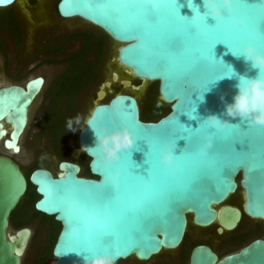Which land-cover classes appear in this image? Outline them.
Instances as JSON below:
<instances>
[{"label": "water", "instance_id": "95a60500", "mask_svg": "<svg viewBox=\"0 0 264 264\" xmlns=\"http://www.w3.org/2000/svg\"><path fill=\"white\" fill-rule=\"evenodd\" d=\"M95 2L58 0L56 11L62 18L77 17L89 22L119 43L116 57L111 60L128 69L140 83L124 79L114 67L108 78L99 84L93 107L76 135L79 150L88 157L90 175L81 174L79 163L66 159L58 162L56 174L44 167H36L29 173L28 181L39 195L34 208L60 223L52 249L55 259L51 264H83L85 255L104 251L111 252L116 262L128 257L147 261L162 250L176 249L190 224L199 228L216 225L217 234H223L236 228L242 212L249 218L264 221V125L249 126L235 118L230 122L240 123L239 128L221 131L203 128L193 136L191 150L200 151L199 146L208 139H211L210 148L198 160L183 162L180 171L175 165L166 167L161 159L162 148L182 134V124L197 128L209 114L226 118L222 115L224 103L230 101L235 92L237 76L223 77L221 61L230 65L235 74L254 75L255 70L242 58L234 57L227 45L216 44L210 34L196 36L191 30L188 34H173L163 22H156L155 14L138 13L133 17L111 9L99 11L91 6ZM193 2L200 5L203 13L201 0ZM15 3L16 0H2L0 9ZM170 3L178 15L188 18L194 15L187 0H170ZM246 4L250 6L241 5L236 15L243 26L250 30L264 27V0H246ZM207 21L209 24L215 22L212 17H207ZM225 31L231 33L232 29ZM250 42L264 51V38ZM214 44L215 63L205 51V46L211 48ZM205 65L209 68L207 72L203 70ZM208 79L215 81L206 88ZM143 80L157 83L159 98L169 107V111L157 120L141 119L138 99L131 93L142 88ZM116 82L125 91L103 100ZM42 83L43 77L36 76L23 86L0 88V144L14 155L21 152L29 108ZM199 93L203 100L199 99ZM190 98L193 105L189 104ZM192 107H195L192 114L196 119H189L186 114ZM121 124L129 128L135 143L121 150L118 161L110 163L104 160L98 148H94L96 137L92 128L107 126L111 129ZM147 143L152 145L156 164L155 184L149 189L134 179L135 175H146ZM186 143L184 139L176 140V154ZM11 155L10 152L0 153V264H21L30 238L27 227L18 228L12 234L8 231L10 214L27 189V179ZM131 160L140 165L133 169L134 172L129 171ZM113 180L118 181L121 189L120 199L113 202V209L131 206L141 197L153 198L152 203L142 214L129 213L125 217L128 241L122 240L119 245L103 251L83 252L73 243L75 229L82 218L95 214L101 204L115 195ZM238 189L242 190V204L230 205L227 200ZM188 264H264V238L222 256L208 245H195Z\"/></svg>", "mask_w": 264, "mask_h": 264}, {"label": "rangeland", "instance_id": "374dc122", "mask_svg": "<svg viewBox=\"0 0 264 264\" xmlns=\"http://www.w3.org/2000/svg\"><path fill=\"white\" fill-rule=\"evenodd\" d=\"M50 1L51 0H38L37 6H30L26 0H20L9 7L0 9V13L14 10L17 14H20L23 17L24 24L26 26L25 31L28 30L25 38L26 41L24 44V50H18L16 53L11 50L5 54L6 62L10 63V69H12L15 64H17L19 66L18 68L21 69L17 72V83L24 84L27 79L37 75H41L45 78V84L31 107L29 121L21 137V152L17 153L16 155L13 154L11 157L19 162L21 170L26 174H29V172L34 167H37L35 165L38 163H40L38 167L48 168L53 174H56L58 171L57 163L62 159L80 162L81 174H83L88 168V158H86L84 156L85 154L78 148L76 140L77 131L83 125L85 118L93 107L95 92L98 89L99 84L108 78L111 70L115 66V62H113L111 58L115 56L117 45L101 29L88 24L77 17H60L56 11V2L58 0H53L51 6L49 3ZM5 29L6 28L1 29L0 34H3L4 37L7 38L9 35ZM88 34L101 39L103 44L102 56L97 66L98 70L96 73V79L93 80L91 86L82 90L76 99L73 98L71 105L68 100H63V96L61 94L57 95L56 97L50 96L52 100L49 104L50 101L49 97L47 96L49 94V85L63 71L65 67L61 59L62 56H60L63 54L57 55L56 57L54 56L51 58V60H49L45 58L44 55L39 54L35 48L37 47L38 43L42 42L56 43L57 45H64L63 50L65 53H68L78 49L82 42V35L84 36ZM87 58L92 60L94 59V56L89 55ZM2 59V55L0 54V63L3 61ZM132 82L135 84L140 83V81L136 78H134ZM156 87L157 86L155 82H146L142 84V88L140 90L131 91V93L134 94L138 99L141 113L145 111L146 105L150 100H153L154 103L162 107L163 111H165L167 105L161 102ZM110 90L111 92L107 93V96L104 98V100L110 98L114 93L125 91L117 82L111 85ZM75 103L77 104L76 109H74ZM69 106L74 109L73 112H67V114L64 115V110ZM45 112L58 119V124L61 128L67 124V120L69 119L68 114L71 116L70 118L75 119L76 117H79L80 119L79 124L74 123V130H69L67 125L64 128V138L66 142V154L64 157H58L55 154L52 139L48 133L44 132L43 127L41 126V118ZM153 120H156V117ZM8 152L9 151L0 147V153L8 154ZM26 198L27 197L22 200V202L25 204L28 200V198ZM36 198V196L32 197V199L29 201V207L24 205L18 210V220L29 217L27 209L34 208L33 202ZM231 201L234 203H239V198L234 196ZM45 219L47 218L45 217ZM21 226H27L32 229H36V221H22V223L18 225H14L10 221L8 230L13 232ZM43 228L44 229L38 228L36 230V234L34 236L36 241L42 240L45 237V227ZM189 228L193 229L194 226L191 224ZM58 229L59 225H57L54 230L49 243V249L53 240L55 239ZM214 230L215 229L212 227L205 228L204 230L200 231L212 233ZM48 236H50V233L47 234V237ZM228 252H230V250L221 249L219 256H222ZM156 257H153L149 260H152ZM30 258L31 256L29 257L24 253L21 256V264H30ZM53 259L54 257L51 255L48 258L46 264H50ZM132 259L133 258L128 260L132 261ZM37 264L41 263L38 261ZM184 264H187V262Z\"/></svg>", "mask_w": 264, "mask_h": 264}, {"label": "snow or ice", "instance_id": "6c2138e0", "mask_svg": "<svg viewBox=\"0 0 264 264\" xmlns=\"http://www.w3.org/2000/svg\"><path fill=\"white\" fill-rule=\"evenodd\" d=\"M2 2V0H0ZM241 5L250 6L246 4V0H234V10L231 14H226L223 18H213L214 23L209 24L207 21V15H201L196 11L193 6L194 15L191 18L181 16L177 14V10L170 3V0H96L91 6L99 11L114 10L117 12H127L130 16L135 17L138 13H152L156 16V22H163L166 28L173 34H188V30L196 36L203 34H210L215 38V42H222L227 45L228 49L232 52H237L239 48L247 42L255 39L264 38V27L256 30H250L243 26V23H235V17L238 9ZM161 10L164 15L161 16ZM139 26V25H134ZM231 28V33L225 30ZM212 48L205 46L208 58L215 63L216 58L213 55ZM199 51V49H198ZM224 70L223 77H231L234 75L233 69L230 65L225 64L223 61L220 62ZM205 72L209 71L207 65L203 67ZM216 79H220L217 77ZM215 81V79H208L205 87L208 84ZM199 99L202 98V93H199ZM189 104L193 105L194 101L190 98ZM195 112V107H192L189 113H186L189 119H196L197 117L192 113ZM180 135L173 139L176 144V140L184 139L187 143L186 146L181 149L179 154L174 153V159L171 165H164L171 168L173 165L176 166V170L180 171V167L183 162L187 160H198L205 156L201 151L191 150V141L193 136H197L199 132L205 128L210 127L205 121L200 123L199 127L191 128L185 127L184 124L181 126ZM229 125L226 128H231ZM223 130V129H222ZM221 131V130H217ZM137 140H140L137 137ZM159 142V141H158ZM148 151L145 153L146 159L144 163L147 165L145 169L146 175L139 174L135 175L134 179L144 188H153L155 184V161L153 160L152 145L147 143ZM203 147L199 146L201 149ZM140 165L135 164L131 160L130 172H134L133 169L139 168ZM168 175V174H165ZM174 179V178H173ZM108 182V178L105 177V183ZM112 187L115 189V195L110 196L106 204H101L99 210L79 221V226L75 229V238L73 243L79 247L83 252L90 251H103L120 244L122 240L128 241L130 239L127 229L124 227V219L132 213L134 216L142 214L143 211L151 205L152 199L150 197H141L131 206L121 207L119 209H113V202H118L120 199V184L117 180H113ZM187 187V186H186Z\"/></svg>", "mask_w": 264, "mask_h": 264}, {"label": "flooded vegetation", "instance_id": "af4514ba", "mask_svg": "<svg viewBox=\"0 0 264 264\" xmlns=\"http://www.w3.org/2000/svg\"><path fill=\"white\" fill-rule=\"evenodd\" d=\"M52 1L53 0L49 2L50 6L52 5ZM27 2L29 3L30 6H37L38 4V0H27ZM4 28H6L5 30H7V33L9 36L5 38L3 34H0V54L2 55V58H3L2 59L3 61L0 63V88L9 86V85L23 86L24 84L17 83L18 81L17 72L20 71L21 69L18 68L19 66L17 64H15L12 69H10V63L6 62L5 54H7L11 50L14 53H16L18 50L19 51L24 50V44L26 41L25 38H26L28 30L25 31L26 26L24 24L23 17L20 14H17L14 10H10L8 15L0 14V31L1 29H4ZM56 45H57L56 43L42 42V43H38L35 49H37V52L39 54L44 55L45 58L49 60H51V58H53L54 56L56 57L57 55H60V54H63V55H60L62 56L61 57L62 59L64 56L70 53V52L65 53V51L63 50L64 45L62 46V50L64 53L63 52L60 53V51L57 52L58 50L57 51L53 50V48L57 46L61 47L62 44L57 45V46ZM22 76H25V75H22ZM37 76H41V75H37ZM53 81L51 82V84L53 83ZM44 84H45V78L43 77V83H42L41 90ZM51 84L49 85V91H48L49 94L47 95L49 97V101L51 100V97H50L51 96L50 95ZM89 86H91V84ZM76 105L77 104L75 103L74 109H76ZM7 151H9L11 154H14L11 150H7ZM14 160L19 164V162L16 159ZM78 163L81 166V163L80 162ZM22 172L25 178L29 177V174H26L24 171ZM238 179L239 178H237V181ZM229 204L236 205L233 203H229ZM27 213L29 214V217L26 219H22V221H28V220L29 221L31 220V222L36 221V229H32L27 226H21V227H27L30 230V238L28 240L24 253L28 255L29 257L31 256L30 264H37L38 261L41 264H46L48 258L51 255L53 256L52 249L55 244L56 238L53 240L50 249H49V243L51 241L54 230L59 222L54 220L53 216H48L46 214L38 212L34 208H28ZM242 214L243 215L238 225L231 232L217 234L216 230H214V232L212 233H206V232L200 231L201 229L193 224L192 225L194 226V228L190 229L189 228L191 225L190 224L184 235L183 241L176 249L168 250V252L163 253L161 255H156L157 257L154 256L156 258L152 260H147V261L139 260L140 262H137L133 260L130 261L128 260L130 258H126V259L117 261L116 264H184L186 262L188 264L191 250L195 245H198V244L208 245L212 249V251H214L217 255H219V252L221 249L230 250V252H234V250L237 251L238 249H240L241 247L245 246L246 244L250 243L251 241L255 239L264 238V221L259 220V219L249 218L245 216L243 212ZM45 217L47 219H45ZM43 227H45V231H44L45 237L42 240L36 241L34 239L36 230L38 228L44 229ZM48 233H50V236L47 237ZM57 234H56V237H57ZM168 253H172V254H168ZM52 261L50 262V264L52 263Z\"/></svg>", "mask_w": 264, "mask_h": 264}, {"label": "clouds", "instance_id": "9594fccd", "mask_svg": "<svg viewBox=\"0 0 264 264\" xmlns=\"http://www.w3.org/2000/svg\"><path fill=\"white\" fill-rule=\"evenodd\" d=\"M201 3L204 8L203 13L200 11V5L195 4L193 0H187V6L192 12L194 6L197 12L201 15L206 14L207 17L223 18L226 14H231L234 10V0H201ZM234 19L237 24L243 23L237 17ZM216 44L213 45L212 52ZM229 51L237 59L242 58L244 62L249 63L251 69L255 70V74L246 75L234 73L237 76V82L234 85L235 92L231 100L224 103L222 113L227 119L220 118L216 114H209L204 121L213 130L225 129L230 124L234 128H239L240 123L230 122V119L235 118H239L240 121L246 122L249 126L252 124L264 125V51L259 50L251 42L244 43L235 53L231 50ZM79 122V117L75 119L69 118L67 120V128L74 130V123L79 124ZM92 129L96 137V145L94 148H98L104 160L110 163L118 161L121 150L131 148L135 143L131 131L124 124L111 129L107 126ZM210 146L211 139H208L200 149L201 153L206 154ZM175 149L176 144L174 142L166 144L162 148L161 159L166 165L172 164ZM116 259L111 252L104 251L91 256L85 255L83 257V264H116Z\"/></svg>", "mask_w": 264, "mask_h": 264}, {"label": "trees", "instance_id": "16d2710c", "mask_svg": "<svg viewBox=\"0 0 264 264\" xmlns=\"http://www.w3.org/2000/svg\"><path fill=\"white\" fill-rule=\"evenodd\" d=\"M8 13L9 11H5L0 14L8 15ZM82 37L83 38H81L82 42L80 47L62 58V62L64 63L65 67L63 71L54 79L53 83L50 86L51 96L56 97L57 95L61 94L63 96V100L64 101L68 100L70 102V105L73 98L76 99L80 91L89 87V85L93 82V80L96 79V73L98 70L97 66L103 51V44L101 42V39L93 37L89 34L84 36L82 35ZM62 46L63 45H61V47L57 46L53 48V50L55 51L58 50L57 52L60 51V53H62L63 52ZM89 55H93L94 59L89 60L87 58V56ZM51 100L49 104L51 103ZM73 110L74 109L71 108V106H69L64 110L65 112L64 115H66L67 112L69 113L73 112ZM168 111H169L168 106L166 107L165 111H163L162 107L154 103L153 100H150L146 105L145 111L141 113V119L145 121H149V120H153L156 117L157 120L158 118L166 114ZM68 116L69 118L71 117L69 114ZM58 122H59L58 119L52 117L51 114H48L46 112L41 118V126L43 127L44 132L50 135L54 146L55 154L58 157H64L66 154L64 128L67 124H65L64 126H62L63 128H61ZM84 156L88 158L86 155ZM39 164L40 163H38L35 166H38ZM83 175H90L88 168L84 171ZM26 179H27V189L24 195L22 196V199H20V201L18 202V204L10 214V221L14 225H18L22 223V220L17 219L18 210L22 208L24 205L26 207H29V201L32 199L33 196L37 197L35 200L39 198V195L35 192L34 186L28 181V178ZM25 197L28 198L26 204L22 202V200ZM58 225L60 228L59 223Z\"/></svg>", "mask_w": 264, "mask_h": 264}, {"label": "bare ground", "instance_id": "6f19581e", "mask_svg": "<svg viewBox=\"0 0 264 264\" xmlns=\"http://www.w3.org/2000/svg\"><path fill=\"white\" fill-rule=\"evenodd\" d=\"M17 1H20V0H16V2ZM27 1V0H26ZM82 21H84V20H82ZM84 22H86V21H84ZM86 23H88V24H90L89 22H86ZM90 25H92V24H90ZM93 26V25H92ZM115 44L117 45V47L119 46V43H117V42H115ZM116 52H117V48H116V51H115V56H114V58L116 57ZM115 70H117L118 71V73H119V75L120 76H123V78L124 79H128V80H130V81H132L133 79H134V76L130 73V71L128 70V69H126V68H124V67H122V66H120L119 64H115ZM119 77V76H118ZM146 82H149V81H146V80H143V83H146ZM142 83V84H143ZM105 91H106V89H105ZM107 92V91H106ZM110 92H111V90H110ZM107 94V93H106ZM107 96V95H106ZM105 96V97H106ZM104 100V99H103ZM34 101H35V99H34ZM34 101L32 102V104H31V106H30V108H29V115H30V110H31V107H32V105H33V103H34ZM85 121V120H84ZM0 147L2 148V149H4L3 148V146L0 144ZM4 150H6V149H4ZM20 153V152H19ZM58 164V163H57ZM234 196H237L238 198H239V203H234V202H232L231 200L233 199V197ZM242 201H243V195H242V191H241V189H240V191L238 190L235 194H232L229 198H228V200H227V202L228 203H233V204H236V205H240V204H242ZM215 226L216 225H210V226H208V227H203V228H200L201 230H204L205 228H215ZM9 231V234H12L13 232L12 231H10V230H8ZM224 233H227V231L225 232L224 231ZM166 251H168V250H162L158 255H161L163 252H166ZM23 255V254H22ZM128 258H133L132 260L133 261H137V262H140L139 260H137L135 257H128Z\"/></svg>", "mask_w": 264, "mask_h": 264}]
</instances>
